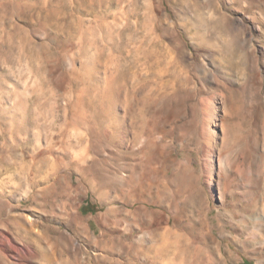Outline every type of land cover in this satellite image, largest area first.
Returning <instances> with one entry per match:
<instances>
[{"label": "rangeland", "instance_id": "374dc122", "mask_svg": "<svg viewBox=\"0 0 264 264\" xmlns=\"http://www.w3.org/2000/svg\"><path fill=\"white\" fill-rule=\"evenodd\" d=\"M260 244L264 0H0V264Z\"/></svg>", "mask_w": 264, "mask_h": 264}, {"label": "bare ground", "instance_id": "6f19581e", "mask_svg": "<svg viewBox=\"0 0 264 264\" xmlns=\"http://www.w3.org/2000/svg\"><path fill=\"white\" fill-rule=\"evenodd\" d=\"M206 129V128H205ZM207 131V130H206ZM261 248L264 247V244H260ZM249 259H253L255 261V264H264V252L261 251H252L245 254ZM237 258H233L231 256H228L225 260V264H230L236 262Z\"/></svg>", "mask_w": 264, "mask_h": 264}]
</instances>
